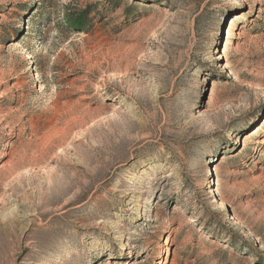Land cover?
<instances>
[{"label": "rangeland", "instance_id": "rangeland-1", "mask_svg": "<svg viewBox=\"0 0 264 264\" xmlns=\"http://www.w3.org/2000/svg\"><path fill=\"white\" fill-rule=\"evenodd\" d=\"M0 264H264V0H0Z\"/></svg>", "mask_w": 264, "mask_h": 264}, {"label": "bare ground", "instance_id": "bare-ground-1", "mask_svg": "<svg viewBox=\"0 0 264 264\" xmlns=\"http://www.w3.org/2000/svg\"><path fill=\"white\" fill-rule=\"evenodd\" d=\"M115 238H116V244L120 245L121 244V239L119 238V236H116ZM107 250H109V249H107Z\"/></svg>", "mask_w": 264, "mask_h": 264}]
</instances>
